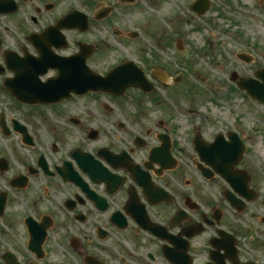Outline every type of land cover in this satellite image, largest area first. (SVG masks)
Here are the masks:
<instances>
[{"label": "flooded vegetation", "instance_id": "af4514ba", "mask_svg": "<svg viewBox=\"0 0 264 264\" xmlns=\"http://www.w3.org/2000/svg\"><path fill=\"white\" fill-rule=\"evenodd\" d=\"M236 9L235 71L261 89L264 0H0V264H264L245 121L264 133V104L227 80L224 120L178 123L170 86L190 63L166 56L173 19L138 16L213 25ZM116 67L145 87L91 88ZM197 139L215 143L210 163Z\"/></svg>", "mask_w": 264, "mask_h": 264}, {"label": "rangeland", "instance_id": "374dc122", "mask_svg": "<svg viewBox=\"0 0 264 264\" xmlns=\"http://www.w3.org/2000/svg\"><path fill=\"white\" fill-rule=\"evenodd\" d=\"M236 9V15L230 17L229 21L222 20L219 17L211 16L213 25L207 24L203 19L195 20L192 17L184 16L174 18L170 25L176 30L167 31L166 38V56L174 58L179 65H187L189 62L191 69L187 68L193 77V74L198 71L209 78V82H212L214 89L217 93L221 94L225 92L227 86L223 79L229 77V72L239 68V62L235 57V53L239 51V34H240V20L241 16ZM152 11L148 10V13H142L138 15L140 22L149 23L151 29H156L157 22L155 21ZM159 20L163 19L161 15ZM158 21V20H157ZM139 22V21H138ZM139 22V23H140ZM197 22V24H196ZM195 26H198L195 27ZM169 29V27H168ZM154 32H151L153 35ZM175 38H180L184 44V48L180 53L175 50ZM206 38L215 42L214 46L209 45L206 42ZM174 46V47H173ZM194 50L197 52H194ZM229 53V54H228ZM197 55V60L194 58ZM169 61V60H168ZM163 65L170 66L175 69L176 63L169 65L165 61H161ZM172 69V71H173ZM190 76H184L185 79L180 80V83H176L170 86V89L182 90L180 101L183 108L192 112V117H185L183 115L176 117V121L180 124H185L187 121L208 123L209 118L214 116L215 120H224L227 115V111L230 110V103H226L224 100H216L213 97V92L207 87L202 86L197 79H193L195 84L190 83ZM199 88V89H196ZM192 94V95H191ZM237 100H239L237 98ZM232 108H235L233 106ZM152 109H158L157 106H152ZM245 121L248 123L247 133L253 137L254 144L251 146L254 153L253 158L259 162L264 161V133L255 132L250 124L251 118L246 116ZM250 124V125H249ZM207 124H205L206 126ZM254 150V151H253ZM264 191V182H262Z\"/></svg>", "mask_w": 264, "mask_h": 264}]
</instances>
